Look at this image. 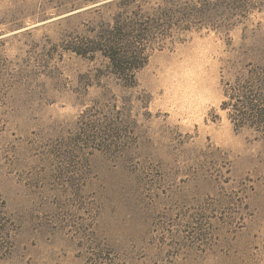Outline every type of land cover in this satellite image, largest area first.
Listing matches in <instances>:
<instances>
[{
  "label": "rangeland",
  "instance_id": "374dc122",
  "mask_svg": "<svg viewBox=\"0 0 264 264\" xmlns=\"http://www.w3.org/2000/svg\"><path fill=\"white\" fill-rule=\"evenodd\" d=\"M260 110L264 0H0V264H264Z\"/></svg>",
  "mask_w": 264,
  "mask_h": 264
},
{
  "label": "trees",
  "instance_id": "16d2710c",
  "mask_svg": "<svg viewBox=\"0 0 264 264\" xmlns=\"http://www.w3.org/2000/svg\"><path fill=\"white\" fill-rule=\"evenodd\" d=\"M140 26L143 25L133 23L131 26L115 28L97 42V49H93L100 52L107 60L113 75L126 86L134 85L136 73L147 62L146 46L143 42L147 41L149 32ZM243 103L244 108H254L250 101ZM243 115L245 116L246 113ZM255 115L260 119L264 117L262 110L256 111Z\"/></svg>",
  "mask_w": 264,
  "mask_h": 264
}]
</instances>
